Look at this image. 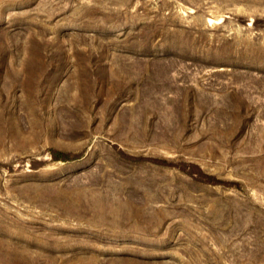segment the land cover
<instances>
[{
	"label": "rangeland",
	"instance_id": "1",
	"mask_svg": "<svg viewBox=\"0 0 264 264\" xmlns=\"http://www.w3.org/2000/svg\"><path fill=\"white\" fill-rule=\"evenodd\" d=\"M0 264H264V0H0Z\"/></svg>",
	"mask_w": 264,
	"mask_h": 264
}]
</instances>
